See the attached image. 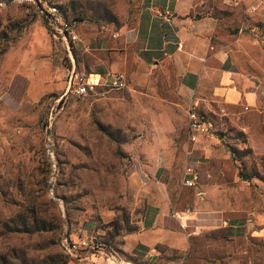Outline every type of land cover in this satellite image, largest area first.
Segmentation results:
<instances>
[{"label": "rangeland", "instance_id": "obj_1", "mask_svg": "<svg viewBox=\"0 0 264 264\" xmlns=\"http://www.w3.org/2000/svg\"><path fill=\"white\" fill-rule=\"evenodd\" d=\"M205 2L218 19L216 35L233 69L264 86V24L245 19L224 0ZM48 4L74 22L78 35L84 26L102 33L130 28L144 6L143 0H0V264H67L63 236L83 235L95 236L116 262L263 264L257 239L216 229L222 219L243 220L264 210L261 114L209 102L203 111L213 129L196 160L203 184L218 186H183L181 173L190 163L182 147L185 108L178 105L169 63L147 64L142 84L84 96L34 92L40 88L35 69L29 80L16 71L27 59L67 63L39 12ZM81 54L73 56L78 67L94 57ZM153 147L174 151L172 166L160 178L180 206L194 210L190 227L203 228L190 237L185 252L161 248L147 257L124 252L121 237L122 220L133 223L138 216L129 172L146 159L137 155ZM237 230L240 234L241 227Z\"/></svg>", "mask_w": 264, "mask_h": 264}, {"label": "crops", "instance_id": "obj_2", "mask_svg": "<svg viewBox=\"0 0 264 264\" xmlns=\"http://www.w3.org/2000/svg\"><path fill=\"white\" fill-rule=\"evenodd\" d=\"M143 5L130 28L108 32L103 29L102 33L91 30V26H84L75 49L80 50L81 55L85 53L94 57L90 63L85 62L86 65L83 62L79 67L73 62L74 69L77 72L86 68L98 72L121 71L126 77V87H131L145 81L147 64L167 62L176 79L175 93L183 112L187 105L194 104L197 113L205 117L204 108L209 102H217L230 108L246 107L248 112L260 113L264 108V86L233 69L226 48L216 35L218 19L207 10L205 0H143ZM81 45H87L88 49H81ZM95 49L97 52L93 55ZM70 67V62L67 66L45 57L27 59L26 64L16 71L29 80L35 69L40 88L33 91L43 94L61 90L62 97L66 95L63 93ZM47 80H51L50 85ZM242 128L246 129V126ZM208 136L211 134L199 135L194 142H185L182 147L188 155V162L197 169L196 183L212 190L218 183L210 181L203 184L204 178L199 172L201 163L196 160L197 156L200 157L199 151L206 150L204 141ZM137 157L146 158L138 160L137 166L134 165L129 172L134 189L131 201L133 206H137L133 207V212L138 209V216L133 221L137 227L121 237L123 251L147 257L159 255L161 248L185 252L189 248L190 237L203 227L196 225L195 230L190 227L195 219L194 210L189 205L180 206L178 196L172 198L160 178L163 169L172 166L174 151L153 147ZM201 205L199 201L194 203L197 210ZM183 218H186L185 226L180 227L179 221ZM239 227L241 232L237 234ZM216 229H222L224 234L233 238L257 239L264 264V210L243 220L234 217L222 219Z\"/></svg>", "mask_w": 264, "mask_h": 264}, {"label": "built area", "instance_id": "obj_3", "mask_svg": "<svg viewBox=\"0 0 264 264\" xmlns=\"http://www.w3.org/2000/svg\"><path fill=\"white\" fill-rule=\"evenodd\" d=\"M224 3L240 12L245 19H253L264 24V0H224ZM40 13L46 20L47 28L52 38L59 40L67 51L71 67L66 76V90L64 94L83 96L96 93L97 89H123L127 81L121 71L98 72L92 69L77 72L73 67V59L69 53V44L77 47L80 38L75 34L70 23L64 18L62 12L54 4L42 6ZM178 47L181 44H177ZM81 49H88L81 45ZM246 109V107H244ZM261 122L264 126V108L260 111ZM187 125V143L194 142L199 135H208L212 132V122L197 113L194 104L185 107ZM197 174L190 163H185L181 173V184L193 187ZM187 212L188 209H185ZM182 216V212H179ZM186 218L179 221V226H185ZM63 252L69 257L68 264H129V262H116L111 255H107L90 236H63L61 240ZM101 261H99L98 259Z\"/></svg>", "mask_w": 264, "mask_h": 264}, {"label": "trees", "instance_id": "obj_4", "mask_svg": "<svg viewBox=\"0 0 264 264\" xmlns=\"http://www.w3.org/2000/svg\"><path fill=\"white\" fill-rule=\"evenodd\" d=\"M55 5V4H54ZM57 6V5H56ZM58 7V6H57ZM40 9L41 8H39V12H40ZM59 9V8H58ZM60 10V9H59ZM61 11V10H60ZM62 12V11H61ZM62 14H63V12H62ZM40 15L42 16V18H44V16L40 13ZM63 16H64V18L70 23V25L72 26V29H73V31L75 32V34L77 35V36H79L77 33H76V30H75V26H74V22L71 20V19H68L64 14H63ZM44 23H45V26H46V29H47V31L49 32V30H48V28H47V25H46V20H45V18H44ZM49 34H50V32H49ZM50 36H51V34H50ZM52 37V36H51ZM54 39V38H53ZM55 40H57V39H55ZM59 41V40H58ZM60 42V41H59ZM60 44H61V46H62V48H63V50L65 51V56H66V64L65 65H67V66H69V62H70V60H69V58H68V55H67V51L65 50V47H64V45L60 42ZM75 51H76V49L74 48V46L70 43L69 44V53H70V55H71V57H72V59H73V62H75V60H74V55H75ZM87 67V66H86ZM86 70H88V68H86ZM84 96V95H83ZM228 150H229V152L232 154V155H234V153H235V149L234 148H228ZM240 176H242V174H239ZM122 225H123V229H124V231H125V233H127V232H131V231H133V230H135L136 229V227H137V225L133 222H129V220L127 219V220H122ZM121 228V229H122ZM68 237H71V236H67V238ZM92 240L102 249V243L100 242V241H98L97 240V238L95 237V236H93L92 237ZM63 254H64V257H65V261H66V263L68 264V261H69V257L64 253V252H62Z\"/></svg>", "mask_w": 264, "mask_h": 264}]
</instances>
